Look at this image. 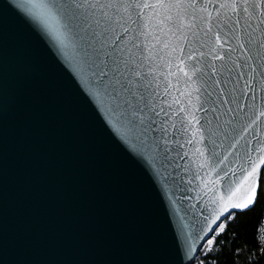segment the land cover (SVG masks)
Wrapping results in <instances>:
<instances>
[{
    "label": "snow or ice",
    "instance_id": "1",
    "mask_svg": "<svg viewBox=\"0 0 264 264\" xmlns=\"http://www.w3.org/2000/svg\"><path fill=\"white\" fill-rule=\"evenodd\" d=\"M10 48L21 74L10 96L0 74V264L7 125L47 71L151 184L180 176L179 159L196 191L183 213L169 201L170 248L68 264H196L235 243L233 222L264 201V0H0V69Z\"/></svg>",
    "mask_w": 264,
    "mask_h": 264
},
{
    "label": "water",
    "instance_id": "2",
    "mask_svg": "<svg viewBox=\"0 0 264 264\" xmlns=\"http://www.w3.org/2000/svg\"><path fill=\"white\" fill-rule=\"evenodd\" d=\"M8 94L21 69L9 49L0 69ZM176 173L156 185L142 167L115 149L95 119L53 71L27 107L10 115L6 134V257L10 264H68L136 259V247L170 248V200L183 213L196 191L177 159ZM175 167V164L173 165ZM193 170L195 165H191ZM164 175L161 170V177ZM175 176V179H173ZM167 206V207H166Z\"/></svg>",
    "mask_w": 264,
    "mask_h": 264
},
{
    "label": "trees",
    "instance_id": "3",
    "mask_svg": "<svg viewBox=\"0 0 264 264\" xmlns=\"http://www.w3.org/2000/svg\"><path fill=\"white\" fill-rule=\"evenodd\" d=\"M233 223L238 235L229 234V241L235 240V243L210 253L207 258L198 255L196 264H200L201 260L204 264H264V260L261 259L264 253L261 252L257 239L258 234L264 235V201H260L254 211H250L248 215L242 216ZM236 249L240 251L235 252ZM221 251L223 254H220Z\"/></svg>",
    "mask_w": 264,
    "mask_h": 264
}]
</instances>
